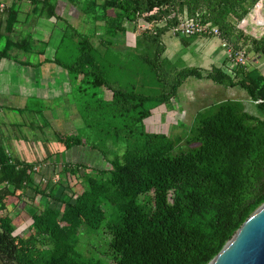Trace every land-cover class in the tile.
Masks as SVG:
<instances>
[{"label": "trees", "instance_id": "1", "mask_svg": "<svg viewBox=\"0 0 264 264\" xmlns=\"http://www.w3.org/2000/svg\"><path fill=\"white\" fill-rule=\"evenodd\" d=\"M105 3L118 11L103 19L108 37L124 33L125 21H141L147 26L164 23L142 33L153 47V55L143 60L162 83L158 95L146 96L107 81L91 54L92 45L70 26L79 40L78 54H88L85 68H79L78 57L70 65L53 60L75 79L81 76L74 102L83 122L87 123L89 116L88 90L105 88L110 99H97L100 106L92 116L96 123L105 122L106 133L113 137L124 133L132 142L130 148L113 158L100 151L109 164L102 170L63 163V169L70 168L72 174L79 173L80 168L86 170L85 192L89 197L81 196L76 211L105 207L117 215L119 223L111 226L105 213L83 223L73 215L64 228L52 225V219L45 218L41 210L34 225L48 245L34 249L31 241L13 234L11 219L5 216L0 219V264H208L264 203V78L253 80L243 66L233 76L216 66L206 74L188 67L168 71L160 58L165 51L162 36L178 26L179 15L185 12L191 19L200 16L203 22L225 29L222 38L228 42L234 29L229 20L234 16L239 22L234 26L256 44L264 36V0ZM43 5V15L60 19L53 6L48 2ZM182 45L187 46L186 41ZM9 46L14 44L7 43L0 59ZM188 78H205L223 88L242 89L252 102L260 101L256 106L260 114L249 112L241 101L224 100L200 111L184 133L145 131L144 121L151 110L173 98ZM53 135L61 148L56 156L72 146L85 145L75 134L53 131ZM32 168L28 162L12 161L0 145V210L6 209L8 198H15L32 183ZM85 232L98 236L102 243L88 255L80 248Z\"/></svg>", "mask_w": 264, "mask_h": 264}, {"label": "rangeland", "instance_id": "2", "mask_svg": "<svg viewBox=\"0 0 264 264\" xmlns=\"http://www.w3.org/2000/svg\"><path fill=\"white\" fill-rule=\"evenodd\" d=\"M78 2L79 5L76 6L77 9L72 12V15L63 14V16L67 17L76 31L92 44L91 54L103 69L104 78L110 82H117L132 92L146 96L158 95L162 83L156 79L143 60V57L153 55V47L146 42L142 33L146 28L154 30L163 26L164 23L147 26L141 21H125L126 31L111 38L106 35L103 19L105 16L115 15L118 11L104 4V0H79ZM179 16L180 22L184 25L192 24L195 33L186 36L182 30L173 33V29H170L162 36L165 51L160 58L166 70L174 71L188 67L198 68L206 74L205 72L211 71L213 66H218L233 76V73L243 66L247 72H250V78L253 80L257 77L264 78V36L262 40H257L256 44H251L247 37L250 35L235 27L239 22L232 16L229 24L232 20L235 26L232 25L234 29L230 33L231 40L228 42L222 38L225 29H219L214 23L203 22L200 16L196 20L191 19L186 12ZM72 37L70 52L63 49L57 57L69 65L78 57L79 68L83 69L88 54H78L74 50L79 40ZM184 41L187 46L182 45ZM209 51L215 60H209L208 65H203V54ZM25 56L31 62L37 60L35 55ZM80 80V75L75 79L70 74L71 97L67 94L69 97L66 99L62 95L64 92L58 88L52 89L48 100L30 98L25 116L31 120V129L23 133L25 139H13L18 143L24 142L25 148L21 147V144L17 147L13 146L14 151L8 154V140L6 138H3V141L0 140V145L12 161L22 160L33 165L32 183L27 189L19 191L15 198L6 200L7 206L5 210H0V219L5 216L10 218L14 228L13 234L17 238L31 241L34 249L48 245L47 238L39 236L34 225V218L40 216L41 210L45 218L52 219V222L49 221L52 225L64 228L67 226V220L73 215H77L83 223L90 217H99L105 213L111 226L115 227L119 223L117 215L105 207L78 213L76 207L81 196L83 195L86 199L89 197L85 192L86 170L80 168L79 173L72 174L70 168L66 171L63 169V163H65L102 170L108 168L109 164L100 151L104 152L108 158H113L132 146V142L124 133L113 137L114 135L106 133L105 122L100 120L96 123L92 116L94 110L100 106L97 99H110V93L105 88L88 90L86 112L89 116L87 123L83 122L74 102V97L79 96L76 88ZM92 94L96 96L92 97ZM192 98L194 102L197 100L198 104H193ZM212 98L214 104L218 101L238 100L245 104L249 112L260 114L256 109L260 102H252L249 97L247 98L244 90L223 88L205 78L203 80L188 78L173 98L151 110L152 118L144 121V130L164 134L184 133L193 123L188 120V117L184 118L179 114L185 109V104L191 102L192 106L189 109L191 113L194 107L210 104L213 101ZM104 110L102 107L101 111ZM39 125L41 127L36 129ZM53 131L78 135L85 145L72 146L56 156L55 151H61V148L55 142ZM92 147L97 150H93ZM85 236L86 239L80 244V248L88 255L102 243L96 235L85 232Z\"/></svg>", "mask_w": 264, "mask_h": 264}, {"label": "crops", "instance_id": "3", "mask_svg": "<svg viewBox=\"0 0 264 264\" xmlns=\"http://www.w3.org/2000/svg\"><path fill=\"white\" fill-rule=\"evenodd\" d=\"M78 1L0 0V52L8 42L14 44L8 47L6 56L0 59V140H8V154L14 151L13 146L21 144V147L25 148L24 142L18 143L13 139H25L23 133L31 129V120L25 116L30 98L48 100L54 88L64 92V99L71 97L70 74L53 60L58 59L57 56L63 49L70 52L74 36L72 29L76 31V28L63 14L72 15L79 5ZM43 2L53 6L60 19L43 15ZM68 26L73 28L69 29ZM74 50L77 52V47ZM25 55H35L37 60L31 62ZM209 60H215L210 51L203 54L202 64L208 65ZM195 103L198 104L197 100L193 104ZM213 104L214 99L210 104L194 107V111L190 113L192 104L189 102L179 114L193 122L200 109ZM151 118L152 114L147 120ZM38 127L41 125L36 126V129Z\"/></svg>", "mask_w": 264, "mask_h": 264}, {"label": "water", "instance_id": "4", "mask_svg": "<svg viewBox=\"0 0 264 264\" xmlns=\"http://www.w3.org/2000/svg\"><path fill=\"white\" fill-rule=\"evenodd\" d=\"M208 264H264V203Z\"/></svg>", "mask_w": 264, "mask_h": 264}, {"label": "built area", "instance_id": "5", "mask_svg": "<svg viewBox=\"0 0 264 264\" xmlns=\"http://www.w3.org/2000/svg\"><path fill=\"white\" fill-rule=\"evenodd\" d=\"M179 30H182L183 33L186 35V36H191L195 33V30L194 28L192 27V24L188 25H184L183 22H180V24L176 27V28H173V33L175 32H178ZM258 103L260 101H257Z\"/></svg>", "mask_w": 264, "mask_h": 264}]
</instances>
